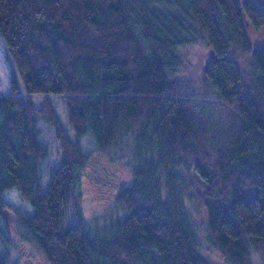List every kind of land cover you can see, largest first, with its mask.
I'll use <instances>...</instances> for the list:
<instances>
[{
  "label": "trees",
  "instance_id": "1",
  "mask_svg": "<svg viewBox=\"0 0 264 264\" xmlns=\"http://www.w3.org/2000/svg\"><path fill=\"white\" fill-rule=\"evenodd\" d=\"M0 38L25 92L12 75L0 95V264H16L6 210L45 264H209L202 239L264 264V0H0ZM197 38L200 77H178ZM114 150L132 179L99 236L77 187Z\"/></svg>",
  "mask_w": 264,
  "mask_h": 264
},
{
  "label": "rangeland",
  "instance_id": "2",
  "mask_svg": "<svg viewBox=\"0 0 264 264\" xmlns=\"http://www.w3.org/2000/svg\"><path fill=\"white\" fill-rule=\"evenodd\" d=\"M210 49L204 39L197 38L195 43L182 47L178 50L181 66L178 77L199 78L202 69L203 58L208 56ZM15 75L19 84L20 92L24 94L23 83L18 75L15 64L6 52L4 42L0 38V95L10 93L11 76ZM39 96V95H38ZM53 99L61 122L67 126L66 107L59 95L50 94ZM72 139L75 135L69 129ZM84 150H91L93 142L89 137L80 139ZM52 150L57 148L53 139L49 143ZM130 156L127 150L123 152L114 150L108 154L92 155L88 165L82 171L80 182L77 187L78 205L90 231L99 236L108 234L113 223L122 216V211L115 201L119 186L127 184L132 179L130 168ZM15 194V190H13ZM13 201L19 203V198ZM197 231L204 235L203 221L195 210L190 206ZM4 222L11 239L10 255L12 262L16 264H45L36 250L21 239V232L17 228L13 215L5 211ZM202 256L209 264H226L222 257L202 239L200 250ZM254 264H258L254 258Z\"/></svg>",
  "mask_w": 264,
  "mask_h": 264
}]
</instances>
